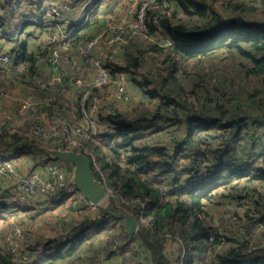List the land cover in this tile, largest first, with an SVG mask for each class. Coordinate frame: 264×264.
Wrapping results in <instances>:
<instances>
[{"label":"trees","instance_id":"trees-1","mask_svg":"<svg viewBox=\"0 0 264 264\" xmlns=\"http://www.w3.org/2000/svg\"><path fill=\"white\" fill-rule=\"evenodd\" d=\"M187 1L152 0L148 3L145 12L152 19L146 22L143 28L139 27V34L144 29L143 32L147 36L145 48L149 54L151 50L164 55L165 52L162 50H167L166 60L170 70L159 89H148L144 86L141 89L142 92L144 91L143 94L154 102L150 107L143 104L127 113H124L126 109L121 110L122 112L115 111L116 113L107 115L106 121L101 122V126L108 125L107 131L117 139L116 143L113 147L110 146L112 141L104 146L92 144L88 147L92 154L89 152L84 154L93 163L95 177L106 187L107 195L110 197L109 207L104 210L100 205H92L76 185L82 193L85 206L82 207L95 208L98 212H111L117 217L120 215L117 206L121 204L120 207L128 210L129 215L133 216L138 224L148 226V234H151L156 242L159 243L163 235V237L166 235L179 237L184 251L180 264H264V255L250 254V241L236 240L224 235L217 220L215 224L201 220L206 208L215 200L214 197L220 199L221 194L218 195L217 192L222 190L224 185L245 176H249L252 181L264 180L262 166L251 168L248 164H240L233 160L238 142L246 133L243 129L249 127L250 119L256 116V112L249 104L252 103L255 108L257 105L264 108L262 106L264 104V19L252 17L253 14L259 13L255 1L236 0L232 5V8L239 13L235 14L236 17L218 16L217 13L207 23L191 24L196 22L193 21L194 18L183 23L178 17L179 13L190 16L192 14L190 9H198L200 16H197V19L207 18L205 11L208 4L204 0ZM19 3L20 1L17 2L18 8ZM151 9L161 10L153 13ZM16 10V4L10 5L7 14L14 17ZM48 11L51 12L52 7L41 6L40 15L22 21V29L24 25H34L37 29H42L45 26L43 20L49 22V27L53 30L59 27L60 23L53 19L54 13L51 17H46ZM97 20L99 19L88 24L87 21L76 24L72 21L68 29L66 28L70 38H73L72 42L81 41L84 45L91 40L92 35H89L88 30L100 24ZM0 33V39L16 43V47H13L16 51L13 59L16 62H10L12 66L4 70L6 75L30 83L34 76L41 77L37 63L41 54H46V51L42 52L43 45L40 44L36 50L32 49V41L35 37L28 33L24 38L23 32L18 29L14 34L9 31ZM17 33L18 36L15 38ZM138 35L117 47L118 51L123 53L122 60L125 63L119 65L116 61H111L109 65L113 69V77L118 79L125 75L124 72L127 70H137L141 65L140 55L135 56L130 47L136 44L134 39ZM152 36H155L156 41L152 42ZM142 46L144 47V44ZM137 47L134 48L135 51L140 52L142 61H145V51L141 49L142 47ZM55 50L53 49L49 56H52ZM222 53L229 55L228 63H233L234 68L226 70L223 66L211 70L210 63L225 61L219 58ZM151 55L155 56L153 53ZM6 61H10V58H6ZM47 63L49 67L54 68L50 57ZM61 69L63 68L60 67L59 71ZM185 74L187 76L181 78ZM192 77L195 79L194 88L185 94V87L181 82ZM117 82L118 80L113 81L112 84L116 85ZM43 84V89H39L37 93L45 100L51 96L60 99L64 96L63 89L70 91L74 88L68 86L65 81L55 86L50 82L47 85ZM78 96L77 101L82 114L83 93H79ZM90 103L91 101H88L87 108H90ZM43 107H47L46 110L52 113V117L55 114L61 118L62 115L70 117V109L61 107L53 100L44 102L39 110ZM19 114L23 115L21 112ZM32 128L33 126H30L29 131H32ZM214 128L216 131L212 130ZM19 129H15L13 135L15 140L18 134H22ZM36 130L42 129L36 127ZM3 134L5 133L0 134V141L3 140L2 137L6 138ZM211 139L215 140L214 145H209ZM25 144L28 145V141ZM69 145L64 150L80 151L74 147L73 142ZM94 147L96 152L93 151ZM210 159L214 162L212 170L201 172L197 179L184 180L194 169L199 171L205 169ZM52 161L58 166L68 164L64 160ZM71 168L74 166L72 165ZM250 206L252 207L245 215L233 214L234 218L251 221L252 226L264 228V201L262 203L253 201ZM7 211L8 209L5 208L4 214H7ZM87 215L86 219L92 222L94 227L100 225L99 232L115 231L109 234L110 238L115 240L119 237L116 225H108L107 219L96 217L92 212H88ZM243 226L248 234L250 228L247 224ZM125 227H123L124 232L128 242H131L133 236L128 234ZM84 231L87 232L88 229ZM92 238L93 233L91 235L79 233L57 248L49 250L46 248V255L40 264H71L77 252L81 250L82 244ZM236 244H238L237 249L232 247ZM142 247L145 249L146 258L150 259L151 254L155 253L154 247L148 240L144 245L142 243ZM8 249L0 248V264H19L16 261L17 256L13 255V252L19 248ZM242 254L250 257L244 259ZM163 256L165 255L159 257L163 259ZM156 262L177 264L167 259Z\"/></svg>","mask_w":264,"mask_h":264},{"label":"rangeland","instance_id":"rangeland-1","mask_svg":"<svg viewBox=\"0 0 264 264\" xmlns=\"http://www.w3.org/2000/svg\"><path fill=\"white\" fill-rule=\"evenodd\" d=\"M8 1L0 0V32L9 31V33L14 34L15 30L18 29L23 32L24 38L29 33L35 37L32 41V49L36 50L42 44V52L44 50L46 54H41L37 63L41 77L34 76L32 83L20 81L8 77L4 72L12 66L11 61L16 62L13 59L16 53L13 47H16V43L5 42L0 39V134L5 133L3 135H6V138L2 137L3 140L0 141V217H2L0 219V248L9 250L10 245L6 244L8 243L7 233L13 229V226H18L21 233L19 240H17L19 250L13 252V255L17 256L18 260L16 261L19 264L37 262L40 264L46 255V248L47 250L57 248L64 241L79 233L85 235L93 233V238L87 239L82 244L81 250L77 252L71 264H157L156 261H163V259L173 260L180 264L184 251L183 243L178 239L179 237H171L170 235L163 237V235L158 243L152 239L151 234H148V226L139 223L133 234V241L128 242L123 228L126 226L123 214L129 213L128 210L120 207L121 204L117 206L120 215L115 217L111 212H98L95 208L83 209L82 193L78 189L74 195L58 194L60 197L54 192L42 190L43 184L50 185L47 179L50 177L54 181L58 179L55 170L50 167L55 165L52 164V162L55 163L52 160L60 161L54 151L68 148L69 143L73 140L76 141L74 147L81 152H90L91 150L88 147L92 144L104 146L105 144L109 145L110 141H112L110 146L113 147L117 139L107 131L109 130L108 125L101 126V122L106 121L107 115L123 109H126L124 113H127L138 105L144 104L146 107H150L154 103L143 94L144 91L142 92L141 89L144 87L159 89L170 68L166 60L167 50H162L165 52L164 55L151 50H149V54L147 48H145L147 36L143 32L144 29L139 34V27L143 28L144 24L152 19L145 12L148 3L152 0ZM18 1H20L19 8ZM204 1L208 4L205 11L207 13L206 20L197 19V16H200L198 9H190L192 12L190 16L182 12L179 13V19L186 23L188 19L194 18L193 21L196 20V22L191 24H202L207 23L217 13L218 16L228 18L233 15V17H236L235 14H239L232 8L236 0H232L234 2H231V0ZM249 1H255V4L259 7V13L253 14L252 17L256 16L264 19V0ZM93 3H97L96 8L91 5ZM14 4H16L17 10L14 17H10L7 10L10 5ZM187 4L190 5L189 2ZM41 6L52 7V11H48L46 17H51L54 13L53 19L58 21L60 26L53 30L49 27V22L46 23L43 20L45 26L42 29H37L34 25H24L25 29H22V21L28 19V17L34 18L40 15ZM159 10L161 9H151L153 13ZM104 14H107V16H104ZM95 18L99 19L97 21L100 24L96 28L88 30L89 35H92V38L103 36L107 46L108 58L116 61L119 65H124L125 62L122 60L123 53L119 52L117 47L120 43H126L130 38H135L139 34L134 39L136 44L130 47L135 56L140 55L139 62L141 65L137 67V70H127L123 75V78L125 76L127 80L128 90L132 94L129 102L124 95L113 96L108 94L114 87L113 80L117 81L115 77L113 79L105 78L99 76L100 73L92 78L96 73L93 63L99 60L100 66L103 67L104 59L99 53L89 51L85 55L79 54L78 49L82 46V42H72L73 38L69 49L64 44H57L53 41L54 36L60 30L68 29L72 21L76 23L87 21L88 24L93 23L96 20ZM252 20H255V18H252ZM124 32L128 33L124 34ZM15 35L16 38L18 33ZM111 38H114L115 42L109 45ZM117 39L120 40L116 41ZM154 41H156V38L152 36V42ZM137 46L142 47L141 49L145 51V61H142L141 53L135 51L134 48H138ZM53 49H56L60 58L66 60H70L78 53L81 65L76 67L67 66L60 71L57 68L49 67L47 61ZM152 53L155 56H152ZM6 58H10V61L7 62ZM219 58L225 61L208 63L211 70L223 66L226 70L234 68L233 63H228V54L222 53ZM84 66L90 67L88 72L84 70ZM186 76L185 74L181 78ZM63 81L74 88L70 91L63 89L64 96H61L60 99L57 96L47 97V99L57 102L61 107L69 108L70 117L62 115L61 118L57 114L52 117V113L46 110L47 107L39 110L44 102H48V100L40 97L37 92L39 89H43V83L47 85L50 82L51 85L55 86L63 83ZM194 83L195 79L193 77L192 79L182 80L181 84L185 87V94H188L194 88ZM79 93H83L81 100L83 105L82 114L80 113L79 101H77ZM88 101H91L90 108H87ZM196 103L199 104L197 100ZM23 104L28 105L29 111L20 115L19 112ZM249 106L256 112V116L250 119L249 127L243 129V132L246 133L238 142L233 160L240 164H248L251 168L256 166L264 168V108L259 107L260 105L255 108L252 103ZM35 120L38 121L35 122ZM30 126H33L32 131H29ZM36 127L42 130H36ZM3 128L5 129L3 130ZM16 128H20L19 131L22 134H18L15 140L13 135ZM67 130L68 132H66ZM212 130L216 131L215 128ZM41 134H43L42 137ZM26 141H28V145L25 144ZM164 142L166 143V139H164ZM214 143L215 140L211 139L209 145H214ZM41 148L45 149L38 151ZM93 151L96 152L95 147ZM1 159H4V161H1ZM66 163L68 164H60L58 168L65 176L68 184H73L75 182V168H71L70 165L72 164L70 162ZM213 164L214 162L210 159V162L206 163L207 167L205 169L201 171L194 169L192 174L189 177L186 176L184 180L197 179L201 172L206 173L207 170H212ZM35 177L42 182L34 183ZM251 181L252 179L249 176H245L224 185L222 190L217 192L218 195L221 194L220 199L217 200V197H214L215 200L206 208L201 220L203 219L205 222L212 224H215L217 220L216 222L220 225L224 235H229L236 240L250 241V254L252 256H263L264 228L252 226L251 221L246 222L243 219L236 220L234 218V215H245L248 209L252 207L250 204L253 201L260 203L264 201V180ZM109 201L110 197L106 195L99 205L107 210ZM4 207L8 209L7 214H4ZM22 209L26 210L22 211ZM88 212H92L94 216L101 219H107L108 225H116L119 237L115 240L110 238L109 234L115 231L101 233V230L99 232L100 225L94 227L92 222L86 219ZM245 224L250 228L248 234H246L247 231L243 226ZM84 229H88V231L85 232ZM146 240L155 249V253L151 254V260L146 258L145 249L142 247V243L144 245ZM232 247L237 249L238 244ZM245 252L247 253L248 250ZM160 255L165 256L162 259V257H159ZM247 256L244 255V259Z\"/></svg>","mask_w":264,"mask_h":264},{"label":"built area","instance_id":"built-area-1","mask_svg":"<svg viewBox=\"0 0 264 264\" xmlns=\"http://www.w3.org/2000/svg\"><path fill=\"white\" fill-rule=\"evenodd\" d=\"M56 10V8L54 9V11ZM128 32H124V34H127ZM120 39H117L116 41H118ZM53 41H55V43H59V44H64L65 47H67L69 49L70 45H71V38H70V33L67 30H60L55 36ZM114 38H111L109 41V45L113 44ZM124 43V42H122ZM121 44V43H120ZM106 42L103 39V36H98L95 38H92L91 40L87 41L84 45L80 46V48L78 49V53L79 54H83L85 55L86 53H88L89 51H94L97 52L101 55V57L104 59L103 61V67L100 66L99 60L95 61L93 63V65L95 66V70L96 73L92 76V78L96 77L98 74H100L99 76H103V77H107L109 79H113V69L112 67L109 65L112 61L111 59L108 58V54L106 52ZM76 54L74 57H72L70 60H66L63 58H60L58 55V52L55 50L53 52V55L50 56V62L52 63V65L54 66V68H57L59 70V68H64L67 66H72V67H76L80 64V57L79 54ZM90 67H86L84 66V70H87V72L89 71ZM98 76V77H99ZM114 81V80H113ZM110 95L113 96H117V95H124L126 97V99L128 100V102L130 101V97L132 96L131 92L128 90V85H127V80L125 79V76L123 78V75L121 77H118V82L116 85H114L113 89L108 93ZM29 111V107L26 104H23L21 107V113L24 114V112H28ZM72 130V129H71ZM73 132H75L74 130H72ZM68 132V130L66 131ZM78 133V132H76ZM73 143H76V141H72ZM85 151H83L84 153ZM90 154H92V152H89ZM55 165H51L50 167L53 168L58 176L57 181H54L53 178H49L47 179L50 182V185H45L43 184V191L46 192H54L56 194H70V195H74L77 191V186L76 183L74 182L73 184H68V181L66 180L65 176L63 175V173L59 170L58 165L56 163H53ZM10 166V165H7ZM33 182L37 183V182H42L40 179H38L37 177H35V179L33 180ZM20 227L18 226H13V229L7 233V242L6 244L10 245V248H12L13 250H16L18 248V242L17 240H19L21 233H20ZM13 252V251H12Z\"/></svg>","mask_w":264,"mask_h":264},{"label":"water","instance_id":"water-1","mask_svg":"<svg viewBox=\"0 0 264 264\" xmlns=\"http://www.w3.org/2000/svg\"><path fill=\"white\" fill-rule=\"evenodd\" d=\"M54 154L60 160L74 163V181L76 185L91 204L99 205L106 197L107 190L104 183L95 177L91 159L84 153L76 150H59L54 151ZM123 216L125 218L127 232L130 236H133L138 227V222L129 214H123Z\"/></svg>","mask_w":264,"mask_h":264},{"label":"clouds","instance_id":"clouds-1","mask_svg":"<svg viewBox=\"0 0 264 264\" xmlns=\"http://www.w3.org/2000/svg\"><path fill=\"white\" fill-rule=\"evenodd\" d=\"M92 6L94 5L95 7L97 6V3H93V4H91ZM90 6V5H89ZM85 18V17H84ZM74 24H76V22L74 21L73 22ZM51 77L53 78V75H52V73H51ZM117 79V78H116ZM118 80V79H117Z\"/></svg>","mask_w":264,"mask_h":264},{"label":"crops","instance_id":"crops-1","mask_svg":"<svg viewBox=\"0 0 264 264\" xmlns=\"http://www.w3.org/2000/svg\"><path fill=\"white\" fill-rule=\"evenodd\" d=\"M104 16H107V14H104ZM65 161V160H64ZM65 162H69V161H65ZM73 166H74V168H75V165H74V163H72V162H70ZM71 165V166H72ZM58 195V194H57ZM59 196V195H58ZM60 197V196H59Z\"/></svg>","mask_w":264,"mask_h":264}]
</instances>
